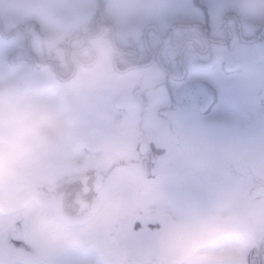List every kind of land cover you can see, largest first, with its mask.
<instances>
[{"label":"flooded vegetation","instance_id":"af4514ba","mask_svg":"<svg viewBox=\"0 0 264 264\" xmlns=\"http://www.w3.org/2000/svg\"><path fill=\"white\" fill-rule=\"evenodd\" d=\"M101 1L84 22L63 20L58 29L0 14V168L7 170L0 178L22 183L10 194L14 204L0 202V210L50 208L27 185L35 176L41 193L60 191L69 126L110 147L103 170L94 151L74 159L84 162L91 192L97 174L104 190L117 167L137 164L144 185L166 199L150 214L155 220L131 230L124 217L114 221L108 248L97 244L108 264H187L202 249L233 264H264V17L248 20L237 7L201 0L168 14L143 0L122 23L112 1ZM213 97L220 103L206 112ZM20 228L1 227L14 254L0 264L40 262L24 259L38 250Z\"/></svg>","mask_w":264,"mask_h":264},{"label":"rangeland","instance_id":"374dc122","mask_svg":"<svg viewBox=\"0 0 264 264\" xmlns=\"http://www.w3.org/2000/svg\"><path fill=\"white\" fill-rule=\"evenodd\" d=\"M111 1L113 3L112 14L116 19L121 20L122 23L130 20L129 15H133L138 9L142 11V8L138 7V3L143 2V0ZM144 1L149 2L148 5L151 3L150 7H153L154 10L161 8L162 12H167L168 14L186 12L190 7L189 0ZM207 1L201 0V2L208 4L211 2L213 8L217 10L230 6L232 8L237 7L248 20L255 21L264 17V0ZM101 4L110 6V0H103ZM99 9L100 0H0V14L4 17L17 21L35 20L46 29L61 28L63 20H67V24L84 22L87 16L97 13ZM64 141L63 148L68 164L65 166V180L61 181L59 186L60 193H48L47 191L41 193L39 182L42 180L35 178V176L27 185L31 196H40L43 201L41 204H46L50 208L36 205L30 211L24 208L13 209L12 207L6 210L1 209L0 229L9 221L22 223L23 228H20V231L24 234L28 233L31 245L38 250L37 255L34 257H23L24 259L40 261L35 264H92V256L94 257L93 264H108V262L110 263V254L102 250L104 255L107 256V262L99 254L98 245L99 247L108 248L107 232L111 233L115 230L114 221L119 217H124L128 222L126 224L127 229L131 230L134 223L138 224L141 221L153 220L154 218L151 215L158 211L160 206H163L166 199L156 197L155 192L157 190L154 185H144L140 177L142 173L141 166L137 164L117 167L106 178L104 190L101 189L98 194H94L93 188V192L90 190V194H85L82 180L86 166L83 165L84 162H81L82 164L79 161L74 162V159L86 156L88 154L85 152L86 149L91 150L92 153L94 151V154L90 156L97 163L95 167L103 170L102 163L108 161L110 147L102 146L104 148L101 149L100 143L97 144L89 138L87 132L79 131L69 126L65 129ZM0 172H7L5 165H1ZM96 181L97 178L95 176ZM3 184L4 178L1 177L0 202L11 206L14 201L10 194L21 189L22 183L18 182L16 184V182L13 183L8 180L7 184ZM150 195L153 198L150 199ZM84 202H88L89 207L82 215H78L77 213ZM171 208L181 216L182 212L179 208L173 205ZM183 217H188V215L184 212ZM195 221L192 231L195 237V245L198 248L204 242L202 216L197 215ZM7 227L10 226L6 225L5 229ZM11 235L12 232L8 231L5 240ZM2 239H0V256H6V260H8L14 253L4 247V240ZM103 242L104 244H102ZM27 246H29V243H24L23 249H27ZM199 251L200 253L187 264H233V261H230L232 258L225 260L221 259V257L207 256L206 252H209L203 249ZM18 264L24 263L18 262Z\"/></svg>","mask_w":264,"mask_h":264},{"label":"water","instance_id":"95a60500","mask_svg":"<svg viewBox=\"0 0 264 264\" xmlns=\"http://www.w3.org/2000/svg\"><path fill=\"white\" fill-rule=\"evenodd\" d=\"M96 178H97V181L94 183V191L95 192H99L102 187H103V176H99V175H96ZM90 177L87 176V177H84L83 180H82V185H83V191L85 194H88L91 190V187L88 185V181H89ZM48 190L52 191V188L49 187ZM89 207V203L88 202H84L82 204V206L80 207V210L78 211V215H82ZM118 232H116L115 234L111 235L110 236V243L113 244L114 243V240L117 236Z\"/></svg>","mask_w":264,"mask_h":264},{"label":"snow or ice","instance_id":"6c2138e0","mask_svg":"<svg viewBox=\"0 0 264 264\" xmlns=\"http://www.w3.org/2000/svg\"><path fill=\"white\" fill-rule=\"evenodd\" d=\"M220 101L218 98L213 97L206 105L205 107V111L206 112H211L213 110H215L217 108V106L219 105Z\"/></svg>","mask_w":264,"mask_h":264},{"label":"clouds","instance_id":"9594fccd","mask_svg":"<svg viewBox=\"0 0 264 264\" xmlns=\"http://www.w3.org/2000/svg\"><path fill=\"white\" fill-rule=\"evenodd\" d=\"M30 117V113H24L23 118L28 119ZM41 120H43V117H41Z\"/></svg>","mask_w":264,"mask_h":264}]
</instances>
